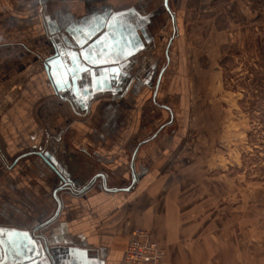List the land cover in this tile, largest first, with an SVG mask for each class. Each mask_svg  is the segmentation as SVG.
Instances as JSON below:
<instances>
[{
  "label": "crops",
  "instance_id": "crops-1",
  "mask_svg": "<svg viewBox=\"0 0 264 264\" xmlns=\"http://www.w3.org/2000/svg\"><path fill=\"white\" fill-rule=\"evenodd\" d=\"M156 1L0 0V238L8 233L17 244L20 235L36 232L42 246L93 249L105 264H121L128 236L144 228L165 249L164 264H245L250 244L241 233L244 205L222 204L227 189L222 178L193 174L203 179L200 188L186 172L166 170L169 162L157 169L154 154L174 144V128L163 140L157 139L159 131L142 142V125L130 133L132 109L117 108L104 95L89 113L79 112L60 97L45 69L54 51L51 35L59 41L68 36L62 28L66 12L75 22L86 8L95 15L103 6H130L149 14ZM250 1L258 9L217 17L220 34L228 32L229 43L240 53L264 47V0ZM138 146L135 179L130 164ZM44 154L55 158L72 186L62 192L54 220L34 231L43 222L40 213L52 217L46 199L52 203L60 182ZM99 171L106 172L105 181L87 187ZM14 254L12 264H19ZM32 255L24 252L20 264H32ZM252 257L256 261L257 255ZM0 264L10 263L0 259Z\"/></svg>",
  "mask_w": 264,
  "mask_h": 264
},
{
  "label": "rangeland",
  "instance_id": "rangeland-1",
  "mask_svg": "<svg viewBox=\"0 0 264 264\" xmlns=\"http://www.w3.org/2000/svg\"><path fill=\"white\" fill-rule=\"evenodd\" d=\"M170 4L179 31L159 99L173 106L174 120L160 130L157 139L163 140L174 128L175 141L165 152L154 154L160 161L157 169L169 162L166 170L174 169L181 176L186 172L200 188L203 179L193 174L212 177V181L222 178L227 186L222 204L244 205L241 233L250 244L244 263L264 264V47L240 53L229 43L228 32L220 34L217 20L225 11L243 12L258 5L250 0H170ZM149 12L154 18L152 31L161 42L153 52L161 57L173 26L162 0L153 2ZM151 96L147 89L135 105L122 100L132 109L130 133L143 126L141 141L170 118L163 111L153 119L156 106Z\"/></svg>",
  "mask_w": 264,
  "mask_h": 264
},
{
  "label": "flooded vegetation",
  "instance_id": "flooded-vegetation-1",
  "mask_svg": "<svg viewBox=\"0 0 264 264\" xmlns=\"http://www.w3.org/2000/svg\"><path fill=\"white\" fill-rule=\"evenodd\" d=\"M163 8L170 16L173 27L171 35L168 36L163 45L164 47L162 49L161 57L154 55L153 52L155 49H159L161 42H159L157 35L152 31L153 28L151 25L154 18L151 17V13L143 14L136 8L130 6L119 8L120 10H111L109 7L103 6L101 10L98 9L100 10V13L93 15L91 13L93 9L87 10L86 8L82 12L83 16L75 22L73 15L66 12L62 22V28H64L69 37L70 35L67 31H71L72 33H77L79 31L83 34V32L88 31L90 28L96 29L94 33L87 38L86 43L79 44L71 39L72 45L69 44V47H72L75 52H71L69 56L65 50H63L64 53H62V59L64 60V64L70 63L69 57L73 58L74 62L72 63V70L75 72L74 78H94L98 76L99 69L94 65L102 61H107L109 67H111V71H113L112 73H114L113 78L116 79L114 80L113 91L102 92L91 97L88 101L82 100L80 95L83 94L88 99L89 95L92 94L89 90L84 93L82 90L79 91V97L70 93L68 89L63 91L57 90L60 93V97L69 100L75 110L89 113L91 108L93 109L96 107L98 98L103 97L104 95H109L111 97V104L116 101L115 107L122 108L123 106L125 107V104L122 101L123 99L135 105L138 102L139 96L149 89L152 91L151 102L156 106L153 119L157 120L159 118L158 114L163 111L168 112L170 117L169 120L158 126V129L152 134V136L156 135L160 130L168 127V125H171L174 120V108L171 104L161 102L159 94L162 90L161 87L164 80V74L171 63V47L175 42L179 30L177 26V17L171 7L170 0L163 1ZM102 25L109 27L106 28L107 30L103 28V30L100 31ZM54 29L57 30L55 27ZM99 36V42L103 40L104 43H93V40ZM105 37L108 39L105 40ZM62 40L60 41L62 48H66V45ZM105 44L109 45V48L100 52L101 49L105 48ZM98 46L100 47V50L98 49ZM121 52L124 53V55L126 53H131V55L121 63H116ZM52 53H54V51ZM100 53L102 55H100ZM85 54H87V59L85 58ZM86 85V81L79 82L80 89H84ZM82 102L85 105H83ZM105 106L107 108L109 107L108 104ZM146 139L142 140V142ZM141 144H139V146ZM139 146L131 153L130 172L133 176L132 178L135 179L139 177L136 168ZM53 159L55 160V158ZM56 168L58 171L61 170L58 166V162ZM61 171L64 172L63 170ZM106 176V172H97L88 183L87 187L92 183L94 184L98 179L104 182ZM58 177L60 181L59 185H61V176L58 175ZM3 257L0 259L4 260ZM36 260L38 264H53L52 260L48 257H43V254L42 256L39 255L36 257Z\"/></svg>",
  "mask_w": 264,
  "mask_h": 264
},
{
  "label": "water",
  "instance_id": "water-1",
  "mask_svg": "<svg viewBox=\"0 0 264 264\" xmlns=\"http://www.w3.org/2000/svg\"><path fill=\"white\" fill-rule=\"evenodd\" d=\"M167 3V1H166ZM123 12V11H122ZM121 13V12H119ZM77 27V26H76ZM109 27V26H108ZM102 25L100 27V31L103 30V28H108ZM107 30V29H106ZM69 36H63L62 41L66 45V48H62V45L59 41V36L51 35L53 41H54V53L50 56H48L45 59V69L49 74V77L51 78L52 84L57 90L63 91V90H69L70 93L75 94L76 97H79V91L92 92L91 95H89L87 101L91 98L96 96L97 94H100L105 91H113V85L114 80L116 78H113V71H111V67H109V64L107 61H102L97 63L96 67L99 69V75L94 78H74L75 72L72 70L73 66V58L69 57L70 63L64 64V60L62 59V53H64L63 50L69 54L72 52H75L72 47H69V44L72 45L73 39L76 42L77 36L81 33L78 31L77 33H72L71 31H67ZM103 33V32H102ZM103 35V34H102ZM69 37V38H68ZM100 39V36L97 37L95 40H93V43H98ZM77 43V42H76ZM99 47V46H98ZM100 50V47L98 48ZM119 50V49H118ZM116 50V51H118ZM101 52V51H100ZM100 55H102L100 53ZM130 54L120 53L119 58L116 60V63H121L122 61L126 60ZM50 61H55L56 65H59V71H63L64 69H67V76L66 80L67 82L63 84V86L57 85V79L58 77V69L55 67ZM117 67V65H116ZM110 70V72H109ZM55 73V74H54ZM111 75V77H110ZM95 76V75H94ZM87 82V85L84 89H80L79 82ZM91 89V90H90ZM81 96V95H80ZM83 103V102H82ZM83 105H85L83 103ZM86 108V107H85ZM46 161L48 162L49 166L52 170H54L58 175L61 176L62 183L58 187H56L53 190V201L52 203L49 201V199H46V202L48 203L47 206L51 207L52 217L50 218L47 213H40V216L43 218V222L41 224L36 225V227L33 229L34 231H37L41 227L51 223L54 218L59 214L62 202H61V196L62 192H65V190L68 189V187L72 186V181L68 174H65L61 170L58 171L56 168L57 162L53 159V157H50L49 154H44ZM125 190H129V188H125ZM56 207V208H54ZM47 212L46 208H42ZM36 232H28V236L25 234L20 235L19 240L17 241V244L12 243V237L7 233L4 238H0V256L4 258L3 262H9L10 264L15 263L12 260L15 261L13 254L15 253L16 256H18V259L16 260L19 264L23 263L25 260L24 252H33V262L32 264H38L36 257L39 255L43 257H48L52 260V263L55 264H105V261L101 259L98 255V252L93 249H87L82 247H77L74 245H55L50 246L45 242V246H42V241L38 238L39 236H34ZM24 236V237H23ZM32 236V237H31ZM14 254V255H15ZM26 259H29V257H26ZM41 264V263H40Z\"/></svg>",
  "mask_w": 264,
  "mask_h": 264
},
{
  "label": "built area",
  "instance_id": "built-area-1",
  "mask_svg": "<svg viewBox=\"0 0 264 264\" xmlns=\"http://www.w3.org/2000/svg\"><path fill=\"white\" fill-rule=\"evenodd\" d=\"M166 251L148 229L136 228L127 238L121 264H164Z\"/></svg>",
  "mask_w": 264,
  "mask_h": 264
},
{
  "label": "snow or ice",
  "instance_id": "snow-or-ice-1",
  "mask_svg": "<svg viewBox=\"0 0 264 264\" xmlns=\"http://www.w3.org/2000/svg\"><path fill=\"white\" fill-rule=\"evenodd\" d=\"M95 30H96V29H92V28H90V29H88V31L83 32V34L77 36V38H76V42L79 43V44L86 43L87 38H88L91 34H93ZM104 39L107 40L108 38L105 37ZM99 43H104V41L102 40V41H100ZM107 48H109V45L105 44V48H104V49H101V52H103V51H104L105 49H107ZM127 54H130V53H127ZM85 58L87 59V54H85ZM50 63H52L55 67H57V69H58V77H59V78L57 79V85L62 87L63 84L67 82V80H66L67 69H64L63 71H59L60 66H59V65H56V64H55V61H50ZM54 74H55V73H54ZM80 98H81L82 100H86V99H87V97L84 96L83 94L81 95ZM0 231H2V230H0Z\"/></svg>",
  "mask_w": 264,
  "mask_h": 264
},
{
  "label": "trees",
  "instance_id": "trees-1",
  "mask_svg": "<svg viewBox=\"0 0 264 264\" xmlns=\"http://www.w3.org/2000/svg\"><path fill=\"white\" fill-rule=\"evenodd\" d=\"M223 60H225V59H223Z\"/></svg>",
  "mask_w": 264,
  "mask_h": 264
}]
</instances>
